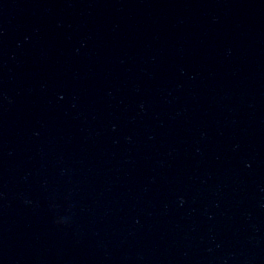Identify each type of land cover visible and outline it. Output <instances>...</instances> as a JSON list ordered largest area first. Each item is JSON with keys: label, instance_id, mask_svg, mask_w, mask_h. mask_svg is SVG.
Wrapping results in <instances>:
<instances>
[{"label": "water", "instance_id": "95a60500", "mask_svg": "<svg viewBox=\"0 0 264 264\" xmlns=\"http://www.w3.org/2000/svg\"><path fill=\"white\" fill-rule=\"evenodd\" d=\"M0 264H264V0H0Z\"/></svg>", "mask_w": 264, "mask_h": 264}]
</instances>
